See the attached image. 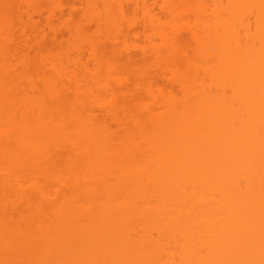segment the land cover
<instances>
[{
    "label": "bare ground",
    "instance_id": "1",
    "mask_svg": "<svg viewBox=\"0 0 264 264\" xmlns=\"http://www.w3.org/2000/svg\"><path fill=\"white\" fill-rule=\"evenodd\" d=\"M4 1L0 0V12L1 10L2 12L4 10L2 9L3 6L5 5ZM107 1L108 2L111 1L112 3L115 2L116 5L114 3H113L114 5L112 3L109 4L110 2L108 3ZM166 1L168 2V4H166L167 2H165V0H161V2L159 0V2L161 3L159 7L164 8L165 11H170L174 9L173 8L174 6L178 7L179 6L178 4H181L180 3L181 0H173L176 3H172L173 1L171 2V0L170 1L166 0ZM256 1L228 0L226 6L219 7L218 10H216L213 16L215 21L214 19H212V21L210 20L211 22L208 21L209 23L208 22H206L205 24L200 23L205 25V29L207 30L206 31L205 29H203L205 39L204 38L201 39L199 36H196L199 33L197 26L198 24L196 25L197 30H196V26H194L195 27L194 30L192 25L191 26L192 28L189 26V28H191L190 31L189 30L185 31L184 28L185 25H182L183 26L182 28L181 25L179 24L185 22L182 21V18L180 19L181 22L179 20H178L179 22H176L177 21L176 19H172L171 21L168 20V22L167 20H162L160 18H156V19L154 18L155 19L154 21L152 19L151 20L147 19L148 21H151L150 23L152 22L155 23L156 28L159 27L160 30L159 32L157 31L158 28L155 29L154 31V33L156 31L158 32L159 35H157V33L155 34L159 37L156 38L155 36H153L156 39L158 38L159 39H158V43L152 45L153 48L155 46L154 49H152V46H150L151 47V48L149 47L150 50L148 48H144L142 49V51L144 50L143 52H145L148 49L147 52L150 51V54L152 56L156 53L153 57L155 58L157 56L155 59L157 61H161L162 70L166 68L165 69L166 71H163L162 74L164 75L166 73L165 76L168 79H170L172 83L175 82L174 86H176L177 84L181 92L178 93L179 95L176 96L174 91H172L173 92L172 93L171 91L169 92V90L168 91L164 90L165 88L163 89L159 88L157 89V91L155 90L158 94H156L155 92L154 93L155 96H154V94L152 93L153 91H151L152 89L149 90L151 91L150 93L151 96L152 97L154 96V98H152L153 100H155V98L158 97L160 98V100L158 98V100L155 101L158 105L159 104L161 105L162 110L160 105H159L160 108L158 106L155 107L157 109L159 108V110L157 109L155 110L158 111V115H159L158 118L160 120H158L159 122H157L155 126H148V127H146L147 123L144 124L145 122L142 116L143 112L141 111L142 112L141 113L139 111L141 110V108H138L137 111V110H132L134 108L137 109L136 107L133 108L129 107L131 108L129 113L127 108L125 109L122 106L123 102L122 103L120 102L121 103V104L119 103L120 105L117 103L120 101L117 92H116L117 94L116 93L114 94L113 93L114 91H107L104 89L105 91L102 93L103 90L102 88L109 87L108 82L111 81L112 78L114 81L116 80L115 82H113L114 84L120 82L122 78L121 79L120 77L117 78L119 80L117 81L116 77H112L115 75V73L113 75L112 73L115 72L116 69H118L117 68L118 66H116L117 63L115 64V62H118L116 61L117 58L114 59L113 61L114 57H112L108 61L109 57H103L101 55L102 53L99 52L101 50L100 49L98 50V47H95L97 45L93 41L88 43L92 45L91 46L89 45L90 47H88L86 51L89 55V56L87 55L86 58H88L89 61L88 59L86 60L82 59L83 58L82 56H84L83 52L81 51H76V53L74 52L75 54L74 56H72V59L70 61H72L73 64L72 66L75 65V67H73L71 71H67L69 68L65 64L66 63L65 60H67V58H69L71 54H65V55L61 54L65 56L64 58H66L65 60L63 59L64 64L60 61H54L57 58H55L54 60L52 58L48 61V65L51 63L50 64L51 67L54 68V70L52 68V71H54V73L56 72L55 75L58 74V76L56 77L62 78L63 77L62 75H64V77H66V79L64 78L66 82L62 81L63 82L62 84H61V80L58 81L55 80L54 82L55 77H53V75L51 74L52 77L47 76L48 77L47 78L45 74L42 75L43 74L42 71H44L42 70L41 75L39 77V80H41L40 82L43 84L42 86V84H40L39 82V84L42 86L39 87L41 89H38V86L34 85L35 82L32 83V79L34 78L32 79L27 78L30 80V82L29 80H27L26 82H29V84L31 85L28 88L29 84H27V88H26L25 84L19 85L20 82L17 81L19 79V75L17 78H15V80L18 82V85L14 80H12L13 73L10 74V72H12L11 70L14 65L10 67L11 64L8 58L9 55L7 53L9 49L4 48V45L9 39V36L5 35V33H1L0 31V42L2 43V44L0 43L1 45L0 46V171L3 173L6 172V174L8 173L10 174V176H13L16 172H18L20 175V172L23 171L21 172L22 175L24 174V170L28 171V169H22L23 166L25 165H26L25 168L30 169L31 165L37 166L39 162L40 164L43 163V165L47 164V160L50 158L53 159L54 155L55 157H57L56 155L58 154L64 155V152L70 151L71 149L66 150V148L68 147L65 146L64 148V145L63 147L61 145L65 144L63 141L66 139H67V143L68 141H70V143L73 144L69 139H72L74 137L75 139L79 138V140L81 139V141H85L84 143L85 145H84L83 143L81 144V141L76 139L75 141L77 142L76 145L75 143L74 145L76 146L77 149V145H78L77 143L80 142L78 147L79 149L80 146L82 148L80 150L81 154H85L89 157L93 156L95 158L96 161L93 160V157L90 160H93V162H97L96 164L98 167L95 164L97 168L94 166V164L93 167L92 164L89 163L88 159L86 160V166L89 168V165H91L90 169L94 168L95 170H97L96 173L99 176L94 177V180L96 182H100L101 188L106 187L104 190L108 191L107 192L108 197H105V200H99L95 197L89 200V198L91 197V195L89 194H85V196L83 194L84 197L82 196L83 198L82 200L81 192L83 191L82 193H84L86 190H88L86 189L85 186L86 184L84 185L86 190L80 189L83 187L81 186V184L83 183L82 182L80 183V180H82L81 178L84 176H82L81 169H79V173L81 172L80 175L82 177L79 178L80 180L78 179L79 181L74 179L77 185L76 183L73 184L74 180L72 179L71 182L69 178H75V176L76 177L80 176L78 174V167L76 168L74 167L79 163L76 162L77 161L76 158H75V162L77 164L73 162V160L71 159V157L73 158L72 150H71L72 152L71 151L69 152L71 154L67 153L69 154V156H71L70 158L65 153L67 155V156L65 155V157L69 158V162L70 163L73 162L71 163L72 165L75 164L74 166L71 167L72 171L75 169L73 171V173H75L74 174L75 176L73 175L72 177L73 173L70 170L71 177L66 178L67 180L69 179V181L72 184L69 181L63 182L65 186H67V183H70V185H72L70 188L71 193L69 194L62 192L63 194H61V198L58 197L59 199L55 198L53 199V201H50L52 203L55 202L57 203L52 205L47 204L48 206L52 207V209L50 207L48 209L50 211L49 214L50 216L44 214L43 211L44 210L43 208H45L44 205H43L44 207L42 208L43 210L38 209L40 207L39 205H37V203L34 204L38 208L35 205L32 209L30 208L31 207L30 205L32 204L33 206L32 202H34L35 200L33 196L31 197L33 201H31L32 199L28 197L29 199H31L30 200L31 204L29 202V199L23 200L26 202L28 200L26 204L25 202H23V204L27 206L25 208H29L30 211L32 210L31 211L32 214H34L33 210L35 211V213L40 212V214L43 211L42 216L44 215V218L40 214L36 213V215L41 216V219L39 218L40 216L37 217L38 220L31 219V217L33 216L32 214H30L31 212L29 213V210L27 209L28 212L26 213L27 215H31V217L24 214L22 215V218L23 216L25 217L27 216L29 217L28 220L31 219L34 222L29 220L31 223L32 222L33 223L30 224L29 222V224H26L27 217L25 218V220L24 218L22 219L19 216L21 214V211L20 212L18 211L19 214L17 213L18 214L17 216L23 221V223L26 224V226H22V229H20L18 225L16 227L11 225V223L9 222L5 224L6 222L4 220L5 216L3 215V213L1 214L2 211L0 208V248H4V249L6 248V252H8V254H10V252L13 251L14 253L13 255L15 256V258L24 257L23 260L25 261L24 262L25 264L26 263L30 264V262L31 264H161V263L167 264L166 259L162 260L163 259L162 255L164 257L166 256L162 254L163 252L162 245H168V243L173 242V244L177 245V246L175 245V247L180 248V250H178L179 258L175 262H173L174 261L173 259V261L170 264H191V263L193 264L194 259H196L195 261L196 264H264V4H263L264 2H261L260 0H256ZM241 2L244 4H242ZM120 3L121 0H115V1L104 0L103 6L106 5L104 7V11L108 8V10H106L107 12L105 11L107 16L108 14L110 15L111 13L110 11H112L111 8H113V6H115L117 10L118 8L121 9ZM237 3L238 4L241 3V5L235 7ZM247 3L250 4V6L253 5L255 10L258 11V13L256 12L255 14L256 22H254L255 24L253 23L254 28L253 31H251L252 33L250 32V30L249 32L247 31L249 27H247L246 22H244L245 23L244 24L243 21H241V17L239 16V13H241V9L243 8V5H246ZM254 3L255 4L258 3V4L254 5ZM165 4H166V8H165ZM248 4L246 6H248ZM233 5L234 7L232 8L231 6ZM235 8L237 10H235ZM146 10H144V12ZM224 11L227 13L226 14L227 17L225 16L226 18H224V16L222 15ZM50 12L51 11H48V15L50 14V16L47 20L49 23L51 22L50 17L53 16V14ZM144 12H143V16L145 15ZM218 12H222V13H218ZM111 15L113 14L111 13ZM5 17H6L5 14L0 15L1 23L5 22ZM104 17L106 19L108 18L106 16ZM147 17H149V14L147 15ZM105 18L104 21L106 22ZM231 18L234 19L232 20ZM158 19L160 20V22ZM223 19L225 20L223 21ZM156 20L157 22H155ZM144 21H146V19ZM240 21L242 23H240ZM107 22H109V20H107ZM217 22L220 23L218 24ZM235 22L238 23V25H236ZM150 23H147L146 25ZM157 23H160L158 24L159 26L157 25ZM103 24L114 25V23H110V22L109 24L108 23H103ZM107 25L105 27L108 28ZM228 25H230L232 29H230V26L228 27ZM242 25H245L246 27L244 26L245 28H243ZM67 26L69 29H71L72 35L74 32L73 37L76 36L75 39L82 38V36L86 34L85 33L86 29L84 31L83 26L82 28L78 24L76 25L75 23L74 24L67 23ZM167 26H169L170 28L169 27L167 28ZM237 27L240 29H238ZM241 27L243 28L242 30L244 31L246 30L244 33L242 31L243 33L242 36L246 35L245 33H247V36L250 37V39H248V37L245 39L244 37L246 36L239 37L241 32L240 33L238 32L241 30ZM95 29L96 28H94L93 30ZM177 29L180 30L182 29V31L181 32L180 30L177 31ZM210 30L213 34L210 32ZM96 31L97 30H95V32ZM165 31L169 32L171 36L169 34L167 35ZM183 31L185 32V34ZM191 31H193V35L187 36V34H189V32ZM222 31L223 32L226 31V34H223ZM174 32L175 34H173ZM186 32L188 33L186 34ZM236 32L237 34H235ZM177 33H179L180 41L181 42L183 41L182 43L180 41L178 42V47L180 43L182 44L180 45L181 47L191 42L190 43L191 45L189 44L190 46L189 45L187 46L188 49L186 48V46L185 48L183 47L184 50L185 49L188 50L185 51L187 53H185L182 50L183 55L191 54L189 56L190 58L186 57V55L185 57L181 56L182 54L180 49L183 48L176 50L178 51L175 52L176 54L174 53L173 45L175 43V37L176 36L178 37ZM183 34L184 37H181ZM234 35L235 36L238 35L237 37L239 38L234 37ZM151 36H149L148 39H150ZM190 36L191 37L193 36L192 39H194L193 41L194 44L192 43L191 41L192 39ZM85 37L86 36H84L82 39H84ZM216 37H218V39H216V42L214 43L215 41L214 39ZM230 37L233 38L231 39ZM110 38H112V36ZM240 38L244 40L242 41V39L240 40ZM179 39L177 38L176 41H178ZM185 39L186 40L188 39L190 41L187 43L188 40L186 41ZM229 40L231 41L234 40V41L231 42ZM196 41L197 43H195ZM253 41L254 42L256 41L254 45L257 42L258 44L254 46ZM184 42H186L187 44L185 43V45H183ZM25 44H26V40H25ZM93 44H95V46ZM157 44L158 46H156ZM195 44H198V46L197 45H196L197 47L194 46ZM208 44L214 45L213 47L212 45H210L214 49L217 47L215 51L213 50V52L211 53L207 52L206 49L207 46H209ZM146 45L148 46V43ZM160 45H162V47L164 46V50ZM192 45L194 47L193 50H192ZM5 46H8V44ZM157 47L160 49V52L162 53L158 52L159 50ZM156 49L157 51L154 52L153 50ZM189 49L192 51H190ZM151 50L153 51V54ZM165 50H166V54L164 53ZM140 51L141 50L139 49V52ZM123 53L125 54L127 53L129 55L128 52L123 51ZM145 54L146 53H144V55ZM201 54L205 58H203ZM214 54L217 55L218 57L214 56ZM10 55H12V52H10ZM165 55L168 56V58H166ZM47 57L46 59L48 60ZM61 57H59L58 60H62ZM173 57L175 60L171 62ZM179 57L180 58L182 57L183 60L182 62L181 60H179L180 59ZM191 57L194 58L195 61L193 59L191 60ZM213 57L216 60H214ZM105 58L108 59L106 60ZM207 58H209L210 61L206 60ZM104 59L108 62L103 61ZM166 59L169 60V62ZM176 59L180 61L178 64L180 65L182 63L183 66L182 65L179 66L176 63L178 62V60ZM184 59H189L191 63L189 62V60L184 61ZM196 59H200V60L205 59V61L202 60L203 62L200 63V62H196ZM90 61L92 62L91 64L93 63L95 64V66L94 64L92 65L93 68L91 67L92 68L91 70L90 68H88ZM206 61L208 62L205 63ZM45 63H47V61ZM113 63L115 64L114 67H116L115 70L113 69L112 66ZM208 63L210 64L209 68L211 67L210 70L208 69ZM206 64H207V68L205 66ZM64 65H66V67L68 68L67 70ZM173 65L175 67H173ZM201 65L203 66L202 68ZM197 66L200 69L199 68L197 69ZM38 69L40 70V68ZM188 69H190L191 71ZM15 70L16 69H14V71ZM39 70H37L36 72H39ZM119 70L120 69H118V72ZM121 71L122 70H120V72ZM187 72L189 73V76L192 75L195 77L197 75L195 80L194 77L192 76H191L192 80L188 78L189 76ZM20 73L23 74L24 71H21ZM185 73H187L186 76ZM22 74L21 76L26 74V72L23 75ZM67 74L69 77L65 76ZM109 74L111 75V77ZM203 75L204 76L206 75L205 76L207 78L206 80ZM198 77L200 78L198 79ZM203 77L204 79H202ZM82 79L88 82L84 83L82 82L83 81ZM19 80L21 81L22 79ZM23 81L24 80H22V82ZM122 81L124 82V80ZM58 82L60 83L59 88H57L59 85ZM81 82L84 84H82ZM89 82H92L94 85L92 83H90V85L92 84L93 86H96L95 88L97 90L92 89L94 87L90 86ZM56 83L58 84L57 86ZM109 83L110 85L112 84L111 82ZM126 83L127 80L125 84ZM62 86L66 88L63 89L64 93H65L64 90L66 91L69 90V92L71 91V93L73 94L72 101L68 102L69 108L67 109L68 111L66 110L67 112L64 111V108H66L64 107V105L67 103V101L65 102L64 99L62 101V95L64 94L61 95L60 92L62 90L59 91V89L63 88ZM121 86L119 87L117 86V87L120 88ZM98 87L99 88L101 87L100 88L101 91L98 90ZM30 88L31 89L33 88L32 90L37 93L40 92L38 94V97L31 96L35 92L32 94L31 93L32 90ZM147 88H149V86ZM113 89L115 90L114 87L112 88V90ZM26 90L29 94H27ZM95 90L99 91L97 93L99 94L101 93L102 96H99V94H97ZM116 90L118 91V89ZM145 91L148 92L147 89ZM106 92L108 93L111 92L112 95L110 93L109 98H107L108 96L105 95L107 94ZM113 94L117 95L118 97L113 96ZM35 96H37V94ZM84 96L91 97V98L87 97V99L89 98V101L90 99L91 101L93 100V104L97 105L95 107L93 106L95 110H97L96 107H98V110L99 108H101L102 110L103 109L107 110L108 114L113 111L110 115L114 118L115 115H117L116 112H118L117 109H115L116 111H114L115 106L116 108L119 107L118 110L119 109L121 110V108L123 107L126 110L125 111L122 108L123 111L126 112L124 114L127 116L130 115L128 116V118L129 120L132 121V124L135 122L134 123L135 125L133 124V126H135L136 128L131 127L132 132L126 129L121 130L119 129L121 126H119L114 121V123L117 124V126H119L118 127L119 133L116 134L120 136V134L123 131H127L124 132L125 134L122 133V135L119 138V136L117 137V135L114 134L115 132L112 131L114 130L112 128H114L115 124L113 125V127H111L112 130H107L105 127H103V125H101L100 128L98 126H95L98 125L99 122H97L96 120H92V121L88 120L85 116L83 117V115H86L84 112H82L83 109L81 110V108L84 105L83 99H86ZM114 97H117V99L114 100ZM117 104L119 106H117ZM131 111H137L138 113L135 112L134 114V112ZM81 112L83 113L82 116L80 114ZM139 112L141 114H139ZM67 114L68 115L71 114L69 116L70 117L72 116V118L74 119L73 122V119L71 118L72 121L71 123H74V125L76 124L75 126L79 128V131L81 130L79 132L77 131V129L76 130L74 129L77 132L74 133L73 135H76L79 132L76 135V137L72 136L71 133L69 134L70 135L69 136L65 134V132H62V130L65 131V128L63 129V127L66 125L64 124H67V121L65 120V118L67 119V117H65V115L67 116ZM110 115L109 117H111ZM140 115L142 116V118H140ZM117 119L115 118L116 121ZM59 124H63L64 126L62 127L61 125L62 128L60 129ZM71 126H72L71 128H73V124H71ZM106 127L108 128V126ZM140 127L142 129H140ZM67 130L66 133L68 132ZM111 131L114 135L111 134ZM129 132L132 134H129ZM133 132H135L134 135ZM114 136L115 138L116 137L118 138V139L116 138L115 140L116 141L115 144L118 143V145H115L113 144L114 142L113 143L111 142L114 141L113 138ZM59 140L60 143L62 144L60 145L61 149L59 150L57 149V150L58 151L62 150V151L60 153L58 152V154H55L57 153L56 148L59 147L57 146L59 145ZM117 140L119 141L117 142ZM55 141L58 143H55ZM72 141H74V139ZM120 141H121V146H120ZM52 145L53 147L54 146L55 147L53 148ZM62 148H64L66 151ZM71 148L74 147L71 146ZM54 149H55V153H53L54 155L52 156L51 153L53 152ZM136 152H140V153L138 154ZM134 153L136 156L134 155ZM98 155H100V157ZM137 155L138 157H140L141 162L138 161L137 163L138 159L135 160V158H138ZM96 156H98L100 159ZM58 157L63 158V156H58ZM101 157L102 158L106 157L107 159L104 158L102 162ZM145 157H147L148 159ZM59 158L57 160H59ZM118 158H120L121 160ZM130 158L134 159L133 162L136 161V163H133L132 159ZM144 158L147 160H145ZM38 159L39 160L41 159V161L38 162ZM43 159H47L45 160L46 162H42ZM142 159H144L143 162ZM57 160L53 159V162ZM61 160L62 159H60V161ZM32 161L34 162L33 164ZM62 161L64 162V160ZM66 161L68 162V160ZM129 161L134 165V167H132L133 165L130 164ZM25 162H27L28 165L25 164ZM23 163L25 165H23ZM35 163L36 165H34ZM57 164L59 165V163ZM33 166H31L32 170H33L32 168ZM48 166L46 165V167ZM67 166L69 168V166L71 165H69L68 163ZM105 166H107V168H105ZM40 167L42 168L43 166L41 165L38 168ZM101 168H103V170ZM130 169H134V170L130 172ZM113 171H115V174ZM2 175L5 176V174ZM2 175L1 177H3ZM56 175L53 176L55 177ZM6 176L9 177V175ZM24 176L25 178H27L25 174ZM111 176L113 178L115 177L114 179H111L112 181L108 179L111 178ZM238 176L241 178H239ZM57 178L58 177H56L55 179ZM3 179L0 178V186L3 185V187H5L6 183L8 185V182H10L11 179L10 181L6 179L8 180V182H5V180L3 181ZM62 179L63 178H61V180ZM240 179H242L244 182H242ZM63 180H65V177ZM92 182L93 179H91V184ZM240 183L243 184L240 186L239 185ZM31 185L32 186L34 185V187L36 186V184L34 183ZM56 185H57V181H56ZM111 185H113V187ZM20 186L21 185L18 184V187ZM59 187L61 186L59 185ZM67 189L68 188H66V190ZM75 189L77 190L75 191ZM77 191L79 192L78 194H80L81 203H84L83 204L84 206H82L80 202L79 204L77 202H76L77 204L75 203V199H74L75 196L73 195L77 194L76 193ZM88 191H86L85 193H90V191L89 192ZM14 193L12 192V194ZM32 193L33 192L31 191L29 192L30 195H32ZM18 194L19 193H17V195ZM23 195L21 197V192H20L19 196L21 198H23ZM51 195H53V193H51ZM88 195L90 197H88ZM19 196L17 197L20 198ZM62 196H64L65 199ZM62 198L66 202L63 201ZM71 199L72 201H69V203L67 204L68 200ZM84 200L86 201L84 202ZM18 204H20V202ZM27 204H30L29 205L30 207H28ZM73 204H75V208H73ZM57 205L67 209V213L63 210L56 208ZM77 206L79 210H77L78 208L76 209ZM15 207L18 208V206ZM35 207L37 208V210H35L36 209ZM45 209L47 210V207ZM75 210H77L76 212L78 213H76ZM46 212L47 211H45V213ZM68 212L70 213L69 215ZM53 213L56 217L53 215ZM1 215H3L4 217L2 218ZM51 215H53L54 217ZM45 217H47V219L48 217L49 218L52 217L50 218L51 220L49 221V223H48L49 219L47 220ZM53 218H54V222H52ZM35 220L38 221L37 223L39 224L43 222L40 225L41 229L39 228L38 230L37 227H39L38 226L39 224L36 223L37 224L36 225ZM39 220H43V221H39ZM44 220L46 221L47 226L44 224L45 223ZM61 220L62 221L64 220L63 221L64 223ZM50 222L53 223V225ZM33 224L34 226H32ZM61 224L62 226L59 227ZM63 225H65L66 227ZM3 226L4 228H1ZM24 227L26 228L24 229ZM27 227L30 228L31 230L30 229L28 230ZM32 227L33 228L35 227V229H33ZM42 230H44L45 232H43ZM40 233L42 234L39 237L38 235H40ZM202 236H204L205 238L203 237L204 238L203 239ZM200 238L202 240H200ZM194 243H197V246L196 244L194 245ZM184 246L187 249H185ZM17 250H19L20 254ZM193 256L195 258H192ZM63 258L64 260H62ZM37 260L39 261V263L37 262ZM190 260L193 262H191Z\"/></svg>",
    "mask_w": 264,
    "mask_h": 264
},
{
    "label": "rangeland",
    "instance_id": "2",
    "mask_svg": "<svg viewBox=\"0 0 264 264\" xmlns=\"http://www.w3.org/2000/svg\"><path fill=\"white\" fill-rule=\"evenodd\" d=\"M2 1H4V0H2ZM113 1H115V0H113ZM170 1V0H169ZM173 0H171V2H172ZM230 1V0H229ZM236 1V0H235ZM251 1V0H250ZM256 1V0H255ZM261 2H264V0H260ZM5 3V5L3 6V8L2 9H4L3 10V12H2V10H1V12H2V14H1V12H0V15H4L5 14V22L4 23H1L0 22V31H1V33H5V35H8L9 36V39H8V41L6 42V44L5 45H7L8 44V46H5L4 45V48H6V49H9L8 51H7V53H8V55L10 56H8V58H9V62H10V67H12L13 65L15 66H13V68H12V72H10V74L11 73H13L12 75H13V78H12V80H14L16 83H17V85H18V82L17 81H19L20 82V84L19 85H23V84H25V86H26V88H27V84H29V82H30V80L29 79H32V78H34V79H32V83H34L35 82V86H38V89H41V88H39L41 85L40 84H42L40 81L41 80H39V77H40V75H41V71L42 70H44V71H42L43 72V74L42 75H44L45 74V76L47 77H52V75H53V77H55V79H54V82H55V80L56 81H58V80H61V84L65 81V79H66V77H64V75H62L63 77L62 78H60V77H56V76H58V74L57 75H55V73H54V71H52V68L53 67H51V63L48 65V61L50 60V59H52L53 58V60L55 59V58H57V59H55L54 61H60V62H64V60L66 59V58H64L65 56H63V55H61V54H71L70 56H69V58H67V60H65L66 61V65H67V67L69 68H67L66 67V65H64L65 67H66V70L67 71H71L72 70V68L73 67H75V65L74 66H72L73 64H72V61H70L71 59H72V56H74V54L76 53V51H81V52H83V55L85 56H82L83 58V60H86V59H88V58H86L87 57V55H88V53L86 52L87 51V49H88V47H90L91 45L90 44H88V43H90L91 41H93L94 43H96V45L97 46H95V44H93L95 47H98V50L100 49L101 51H99V52H101L102 54V56L103 57H109V59H108V61L110 60V58H112V57H114L113 58V61H114V59H116L117 58V60L116 61H118V62H115V64L117 63V65L116 66H118L117 68L118 69H120V70H122L121 72H120V70H119V72H118V69H116V67H114L115 66V64L113 63L112 64V66H113V69L115 70H117V73H116V70H115V72H111L112 73V75L115 73V75L114 76H112V77H116V79L117 78H119L120 77V79H121V81L120 82H118V83H113V82H115L114 80H113V78L111 79V81H109V82H111L112 84L110 85V83L108 82V86L109 87H103L102 89V93L105 91V90H107V91H114L113 93L115 94L116 92L118 93V96L117 95H114L113 94V96H117L118 98H119V102H117L118 104L121 102H123L122 103V106L126 109L127 108V110H128V112L130 113V110H131V108H133V107H136L137 109H132V110H137L138 111V108H141V110H139L140 112L142 111L143 112V114H142V116H143V118H144V124H146V127H148V126H155V124L157 123V122H159L158 120H160L158 117H159V115H158V111L157 110H159V108L161 107V105H160V107H159V105L156 103V101L155 100H158V98H155V100H153L152 98H154V96H155V92L157 91V89H159V88H165L164 90H169V92L171 91H174L175 92V95L177 96V95H179L178 93H181L180 92V89H179V87L177 86V84H176V86H174L175 84V82L174 83H172V81H170V79H168L166 76H165V74L163 75L162 73H163V71H166L164 68V70H162V68H161V61H157L155 58L157 57H153L151 54H150V51H148L149 52V54L153 57H151L149 54H148V52H147V50L149 49V47L150 46H152V45H155L156 43H158V39H156L157 37H159V36H157V35H159L158 34V32L160 31L159 30V27H157L156 28V24L155 23H150L151 21H148L147 19H152L153 21L156 19V18H160V19H162V20H167V22H168V20H172V19H176L177 21L176 22H181V18H182V21H185V22H187V23H179L180 25H181V27L183 28V26L182 25H185V31L186 30H189L190 31V29L193 27V29L195 30V27L194 26H196L197 24V26H198V34L196 35V36H199L201 39L202 38H204V30L203 29H205V25H203V24H200V23H206V22H208V21H212V19H214L213 18V16H214V14H215V12H216V10H218V8L219 7H224V6H226L227 5V3H228V0H181V4H176L178 7H173L174 9H172V10H170V11H165V9L164 8H160L159 6H160V2H161V0H160V2H159V0L157 1L156 0V2H155V0L154 1H152V0H121V3H120V8L121 9H119L118 8V10H117V8L115 7V6H113V8H111L112 9V11H110L113 15H111V13H110V15L112 16H110L109 14H108V16H107V14H106V10H108V5H107V9L104 11V7L106 6H103V2H104V0H6V1H4ZM108 2V1H107ZM110 2V3H109ZM108 3L109 4H111L112 2L111 1H109ZM164 2V1H163ZM165 2H167L166 0H165ZM239 2V1H238ZM254 2V1H253ZM257 2V1H256ZM105 3H106V1H105ZM104 3V4H105ZM107 3V4H108ZM114 4H115V2H113ZM112 3V4H113ZM136 3V4H135ZM172 3H176L175 1H173ZM179 3V2H178ZM242 3V2H241ZM241 3L240 4H236L235 5V7H238V6H240L241 5ZM251 3V2H250ZM113 4V5H114ZM166 4H168V2L166 3ZM166 4H165V8H166ZM171 4V3H170ZM242 4H244V3H242ZM248 4V3H247ZM246 4V5H247ZM256 4H258V3H256ZM255 3H254V5H256ZM264 4V3H263ZM116 5V4H115ZM118 5V4H117ZM163 5H164V3H163ZM221 5V6H220ZM232 5V4H231ZM246 5H243V8L241 9V13H239L238 11V13H239V16L241 17V21H243V23L244 22H246V25H247V27H249V29L247 30L248 32H249V30H250V32L251 31H253V23L254 22H256L255 21V14H256V12L258 13V11H256L255 10V8L253 7V5L252 6H250V4H248V6H246ZM244 6H246V7H244ZM261 6V5H260ZM112 7V6H111ZM119 7V6H118ZM141 7H143V8H141ZM232 8L234 7V5L233 6H231ZM256 7V6H255ZM146 8H147V10H146ZM227 8V7H226ZM229 8V7H228ZM162 9V10H161ZM164 9V10H163ZM171 9V8H170ZM239 9V8H238ZM261 9V8H260ZM110 10V9H109ZM142 10H143V12H144V10H146L145 12H144V16H143V12H142ZM220 10V9H219ZM226 10V9H225ZM235 10H237L236 8H235ZM240 10V9H239ZM48 11H51L50 13H52L53 14V16L52 17H50V23L47 21L48 20V18H49V16H50V14L48 15ZM121 11V12H120ZM148 11V12H147ZM231 11V10H230ZM230 11H227V12H230ZM225 12V11H224ZM222 13V12H218V13H222V15L224 16V18H226L227 16H226V12L225 13ZM4 13V14H3ZM149 14V17H147V15ZM217 13V14H218ZM236 13V12H235ZM216 14V15H217ZM229 14V13H228ZM232 15V14H231ZM104 16H106V17H108L107 19L104 17ZM152 16H153V18H152ZM226 16V17H225ZM235 16V15H234ZM238 16V15H237ZM257 16V15H256ZM111 17V18H110ZM147 17V18H146ZM220 17V16H219ZM222 17V16H221ZM230 17H232V16H230ZM104 18H105V20H106V22L104 21ZM143 18V19H142ZM155 18V19H154ZM215 18H217V17H215ZM4 19V18H3ZM111 19V20H110ZM146 19V21H148V22H146V21H144ZM232 19V18H231ZM234 19V18H233ZM232 19V20H233ZM107 20H109V22L110 23H114V25H110L109 24V22H107ZM112 20H113V22H112ZM159 20V19H158ZM179 20V21H178ZM225 19H223V21H224ZM236 20H238V19H236ZM240 20V19H239ZM257 20V19H256ZM170 21H169V23H170ZM210 21V22H211ZM214 21H215V19H214ZM240 21V23H242ZM155 22H157V20L155 21ZM159 22H160V20H159ZM164 22V21H163ZM222 22V21H221ZM228 22V21H227ZM238 22V21H237ZM67 23H75L76 25L78 24L80 27H84V31H85V29H86V31H85V35H83L82 36V38L84 37V36H86L84 39H82V38H76L75 39V37H73V35H74V32H73V35H72V33H71V29H69L68 28V26H67ZM91 23V24H90ZM103 23H108L109 25H107V24H103ZM115 23H116V25H115ZM147 23H150V24H152V25H150V24H148V25H146ZM209 23V22H208ZM218 23V22H217ZM220 23V22H219ZM218 23V24H219ZM226 23V22H225ZM236 23V22H235ZM154 24V25H153ZM158 24H160V23H157V25ZM161 24H162V21H161ZM215 24V23H214ZM230 24H231V22H230ZM245 24V23H244ZM255 24V23H254ZM104 25V26H103ZM108 26V28L107 27H105V26ZM151 27H150V26ZM174 25V24H173ZM177 25H178V23H177ZM193 25V26H192ZM236 25H238V23H236ZM111 26V27H110ZM113 26V27H112ZM155 28H154V27ZM159 26V25H158ZM170 26V25H169ZM169 26H167V28L169 27ZM172 26V25H171ZM189 26L191 27V28H189ZM197 26H196V30H197ZM230 25H228V27H229ZM245 25H242V27L243 28H245L244 27ZM82 27V28H83ZM99 27V28H98ZM150 27V28H149ZM233 27H236V26H233ZM241 27V30L238 32V33H242V31H243V33L246 31H244V30H242L243 28ZM94 28H96L95 30H97L96 32H95V30H93ZM98 28V29H97ZM154 28V29H153ZM161 28H162V26H161ZM166 28V29H167ZM170 28V27H169ZM177 28H178V26H177ZM180 28V27H179ZM210 28H211V26H210ZM216 28V27H215ZM238 28V27H237ZM153 29V30H152ZM155 29H157V31L155 32V33H157V35L154 33V31H155ZM214 29V28H213ZM222 29V28H221ZM230 29H232L231 28V26H230ZM229 29V30H230ZM238 29H240V28H238ZM87 30H88V32H87ZM162 30H163V28H162ZM171 30V29H170ZM180 29H177V31H179ZM206 30V29H205ZM216 30V29H215ZM217 30H218V28H217ZM236 30V29H235ZM234 30V31H235ZM151 31H152V34H151ZM169 31V30H168ZM177 31H175V32H177ZM182 31V29L180 30V32ZM207 31V30H206ZM231 31V30H230ZM95 34H94V33ZM98 32V33H97ZM170 32V31H169ZM169 32H167V31H165V33H167V35L169 34ZM175 32L173 33V34H175ZM184 32V31H183ZM191 32H192V34H191ZM191 32H189V34H187L188 32H186V34H187V36L188 35H193V31H191ZM195 32V31H194ZM210 32H211V30H210ZM223 32V31H222ZM93 33V34H92ZM164 33V34H165ZM212 33V32H211ZM219 33H220V31H219ZM240 33V35H239V37L241 36V37H244V36H246V37H244L245 39L248 37L247 36V33H245L246 35H244V36H242L243 35V33L241 34ZM252 33V32H251ZM250 33V34H251ZM255 33V32H254ZM184 34H185V32H184ZM184 34L181 36V37H184ZM196 34V33H195ZM213 34V33H212ZM218 34V33H217ZM217 34H216V36H217ZM223 34H226V31H224L223 32ZM234 34V33H233ZM232 34V35H233ZM235 34H237V32L235 33ZM92 35V36H91ZM96 36V37H94V36ZM118 35V36H117ZM152 35V36H151ZM170 35V34H169ZM177 35H178V37L176 36L175 37V43H174V45H173V48H174V53L175 52H178V51H176V50H178V49H180V48H185V46H186V48L188 49V45L191 43H189V44H187L191 39H192V37H191V39L190 40H186L187 41V43L186 42H184V44L183 45H185V43L187 44V45H185V46H181L180 47V45H182L181 43L183 42H181L180 41V39H179V33H177ZM208 35V34H207ZM231 35V36H232ZM248 35H249V33H248ZM79 36H81V35H79ZM112 36V38H110ZM149 36H151V38H153V39H148L149 38ZM153 36H155V37H153ZM171 36V35H170ZM175 36V35H174ZM186 36V35H185ZM211 36V35H210ZM224 36V35H223ZM238 36V35H237ZM237 36H235L234 35V37H237ZM252 36V35H251ZM27 38V39H25V38ZM93 37V38H92ZM116 37V38H115ZM169 37V36H168ZM239 37H237V38H239ZM13 38V39H12ZM24 38V39H23ZM74 38V39H73ZM96 38V39H95ZM114 38V39H113ZM119 38V39H118ZM177 38L179 39L178 41H176L177 40ZM209 38V37H208ZM223 38H225V37H223ZM227 38V37H226ZM231 38V37H230ZM233 38V37H232ZM231 38V39H232ZM90 39V40H89ZM92 39V40H91ZM161 39V38H160ZM198 39V38H197ZM205 39V38H204ZM210 39V38H209ZM216 39H218V37H216L214 40V43L216 42ZM242 38H240V40H241ZM248 39H250V37H248ZM11 40V41H10ZM23 40H24V42H23ZM25 40H26V44H25ZM28 40V41H27ZM149 40V41H148ZM184 40V41H185ZM208 40V39H207ZM227 40V39H226ZM234 40H235V38H234ZM234 40H229V41H231V42H233ZM244 39H242V41H243ZM252 40V39H251ZM256 40V39H255ZM115 41H117V42H115ZM157 41V42H156ZM181 42L180 44H179V47H178V42ZM192 41V43H193V41H194V39H192L191 40ZM205 41V40H204ZM241 41V42H242ZM154 42V43H153ZM201 42V41H200ZM256 42V41H255ZM254 41H253V45H254V43H255ZM1 43V42H0ZM24 43V44H23ZM148 43V46L146 45ZM152 43V44H151ZM162 43V42H161ZM195 43H197V41L195 42ZM2 44V43H1ZM159 44H160V42H159ZM163 44V43H162ZM194 44V43H193ZM205 44V43H204ZM256 44H258V42L256 43ZM256 44L254 45V46H256ZM90 45V46H89ZM191 45V44H190ZM189 45V46H190ZM198 46V44H195L194 46ZM209 46H207V49H206V51L207 52H213V50L215 51V49L217 48H212L214 45H212V44H208ZM210 45H212V47L210 46ZM217 45V44H216ZM1 46V45H0ZM147 46V47H146ZM156 46H158V44L156 45ZM161 47H162V45H160ZM196 46V47H197ZM220 46V45H219ZM76 47H78V48H76ZM75 48V49H74ZM144 48H148L145 52H143L142 51V49H144ZM151 48V47H150ZM154 48H155V46H154ZM153 48V46H152V49H154ZM158 48V47H157ZM163 48V50H164V46L162 47ZM162 48H161V50H162ZM184 48L183 49H180L181 50V54H182V50L185 52V51H188V50H184ZM191 48V47H190ZM193 45H192V50H193ZM201 48H204V47H201ZM221 48V47H220ZM78 49V50H77ZM86 49V50H85ZM126 49V50H125ZM139 49L141 50L140 52H139ZM166 49V48H165ZM150 50V49H149ZM158 52H160V49L158 48ZM190 50V49H189ZM192 50H190V51H192ZM12 52V55H10V52ZM73 51V52H72ZM123 51L124 52H128L129 53V55L127 54H125V53H123ZM154 52L155 51H157V49L156 50H153ZM153 51L151 50V52H152V54H153ZM168 51V50H167ZM189 51V52H190ZM75 52V53H74ZM122 52V53H121ZM143 52V53H142ZM202 52V51H201ZM86 53V54H85ZM144 53H146L145 55H144ZM160 53H162V52H160ZM165 54H166V50H165V52H164ZM180 53V52H179ZM185 53H187V52H185ZM217 53V52H216ZM215 53V54H216ZM123 54H125V55H123ZM173 54V53H172ZM176 54V53H175ZM178 54V53H177ZM206 54V53H205ZM214 54V56H217V55H215ZM50 55V56H49ZM58 55V56H57ZM186 55V54H185ZM185 55H181V56H183V57H185ZM188 55V54H187ZM186 55V57H189L190 55H188L187 56ZM202 55V54H201ZM213 55V54H212ZM48 56V57H47ZM55 56V57H54ZM61 56H63V57H61ZM89 56V55H88ZM166 56V55H165ZM177 56H179V55H177ZM193 56V55H192ZM203 56V55H202ZM46 57L48 58V60L46 59ZM59 57H61L62 58V60H58V58ZM159 57V56H158ZM201 57V56H200ZM207 57V56H206ZM218 57V56H217ZM216 57V58H217ZM8 58H7V60H8ZM60 58V59H61ZM166 58H168V56H166ZM180 58V57H179ZM178 58V59H179ZM190 58V57H189ZM198 58V57H197ZM203 58H205L204 56H203ZM64 59V60H63ZM106 59V58H105ZM103 60V61H106V60ZM164 59V58H163ZM178 59H176V60H178ZM194 60V58H192L191 57V60ZM212 59V58H211ZM213 59L214 60H216L214 57H213ZM69 60V61H68ZM74 60V59H73ZM162 60V59H161ZM167 60V59H166ZM175 59H174V57L172 58V60H171V62L172 61H174ZM179 60H181V62L183 61L182 60V57L179 59ZM178 60V62H176L177 64L180 62ZM185 60H189V59H184V61ZM203 59H196V62H200V63H202L203 61H205V59L202 61ZM206 60H208V61H210V59L209 58H207ZM13 62V64H12V62ZM47 61V63H45ZM68 61V62H67ZM88 61H89V59H88ZM108 61H106V62H108ZM168 62H169V60H167ZM195 61V60H194ZM194 61H192V62H194ZM208 61H206L205 63H207ZM8 62V63H9ZM112 62V61H111ZM187 62V61H186ZM189 62H190V60H189ZM196 62H194V63H196ZM43 63H44V65H43ZM89 63V62H88ZM92 62L90 61V64H89V66H88V68H90V70L93 68V64H91ZM185 63V62H184ZM183 63V64H184ZM191 63V62H190ZM204 63V64H205ZM210 63V62H209ZM208 63V69L210 70L211 69V67L209 68V64ZM212 63V62H211ZM48 65V66H46V65ZM64 64V63H63ZM119 64V65H118ZM165 64V63H164ZM167 64V63H166ZM170 64V63H169ZM176 64V65H177ZM214 64V63H213ZM179 65V64H178ZM180 65H182V63L180 64ZM179 65V66H180ZM190 65V64H189ZM188 65V66H189ZM212 65V64H211ZM94 66H95V64H94ZM166 66V65H165ZM171 66V65H170ZM183 66V65H182ZM181 66V67H182ZM185 66V65H184ZM200 66V65H199ZM206 66V68H207V64L205 65ZM214 66V65H213ZM47 67V68H46ZM92 67V68H91ZM164 67V66H163ZM173 67H175L174 65H173ZM172 67V68H173ZM196 67V66H195ZM203 66L201 65V68H202ZM38 68H40V70L38 69ZM41 68H44V69H41ZM45 68H46V71H45ZM49 68V69H48ZM171 68V69H172ZM177 68V67H176ZM180 68V67H179ZM184 68V67H183ZM199 67L197 66V69H198ZM213 68V67H212ZM14 69H16L15 71H14ZM65 69V68H64ZM75 69V68H74ZM186 69V68H185ZM195 69V68H194ZM200 69V68H199ZM20 70V71H19ZM37 70H39V72H36ZM53 70H54V68H53ZM89 70V69H88ZM162 70V71H161ZM188 70H190V69H188ZM187 70V71H188ZM205 70V69H204ZM21 71H24V73L26 72V74H24V75H26V76H24L22 73H20ZM51 71V72H50ZM191 71V70H190ZM197 71V70H196ZM200 71V70H199ZM18 74H17V73ZM30 72V73H29ZM47 72H48V74H47ZM168 72V71H167ZM189 72V71H188ZM187 72V73H188ZM193 72V71H192ZM192 72H190V73H192ZM20 73V74H19ZM38 73V74H37ZM54 73V74H53ZM69 73V72H68ZM122 73V74H121ZM169 73V72H168ZM167 73V74H168ZM181 73H182V71H181ZM187 73H185V76H186V74ZM195 73V72H194ZM203 73H204V71H203ZM15 74H16V76H15ZM21 74L23 75V76H21ZM31 74V75H30ZM52 74V75H51ZM70 74V73H69ZM170 74V73H169ZM200 74V73H199ZM198 74V75H199ZM18 75H19V79H22V80H24L23 82H22V80L20 81L19 79L16 81L15 80V78H17L18 77ZM39 75V76H38ZM110 75V74H109ZM191 75V74H190ZM202 75V74H201ZM200 75V76H201ZM11 76V75H10ZM27 76H29V77H27ZM65 76H68V74L67 75H65ZM118 76V77H117ZM170 76V75H169ZM168 76V77H169ZM181 76H183V75H181ZM184 76V77H185ZM188 76H189V73H188ZM192 76V75H191ZM191 76H189L188 78H190L191 79ZM197 76V75H196ZM196 76L194 77V76H192V77H194V80H195V78H196ZM204 76V75H203ZM206 76V75H205ZM204 76V77H205ZM12 77V76H11ZM21 77V78H20ZM38 79H37V78ZM47 77V78H48ZM69 77V76H68ZM88 77V76H87ZM86 77V78H87ZM110 77H111V75H110ZM204 77L202 78V79H204ZM26 80H25V79ZM27 78H29V79H27ZM36 78V79H35ZM65 78V79H64ZM86 78H85V80H86ZM127 78H129V79H127ZM200 77H198V79H199ZM51 79H53V78H51ZM106 79H108V78H106ZM207 78L205 77V80H206ZM27 80H29V82H26ZM38 80V81H37ZM83 80V79H82ZM81 80V81H82ZM88 80V79H87ZM109 80H110V78H109ZM122 80H124V82L122 81ZM126 80H127V83L125 84V82H126ZM192 80V79H191ZM13 81V82H14ZM63 81V82H62ZM89 81H90V79H89ZM117 81H119L118 79H117ZM197 81V80H196ZM38 82V83H37ZM39 82H40V84H39ZM66 82V81H65ZM82 82H86V81H82ZM81 82V83H82ZM88 82V81H87ZM86 82V83H87ZM206 82V81H205ZM84 83H82V84H84ZM90 83H92V82H89V85H90ZM122 83V84H121ZM124 83V84H123ZM128 83H130L131 84V86H130V84H128ZM139 83V84H138ZM172 83V84H171ZM59 84V85H58ZM58 84L56 83V86L58 85V87L57 88H59V86H60V83L58 82ZM93 84V83H92ZM90 85V86H92V87H94V88H92V89H96L95 87L96 86H93V85ZM120 84V85H119ZM30 85L31 84H29L28 85V88L30 87ZM122 85V86H121ZM124 85V86H123ZM125 85H126V87H125ZM136 85V86H135ZM147 85V86H146ZM42 86H43V84H42ZM41 86V87H42ZM115 88V90L116 89H118V91H120V92H118L117 90L115 91L114 89L112 90V88L113 87ZM119 86H121L120 88H118ZM127 86H130V87H127ZM149 86V88H147ZM171 86H173V87H171ZM63 87V86H62ZM61 87V88H62ZM144 87V88H143ZM177 87V88H176ZM25 88V89H26ZM36 88V87H35ZM65 87H63L62 89H59V91H61L60 93H61V95L62 94H64V95H62V101H63V99L65 100V102L67 101V103L64 105V107H66V108H64V111L65 112H67L68 110V102H71L72 101V96H73V94L71 93V91L69 92V90H64L65 91V93L63 92V89H64ZM101 88V87H100ZM99 87H98V90H100L101 91V89H100ZM148 90V92L147 91H145L146 89ZM31 89V88H30ZM33 89V88H32ZM31 89V90H32ZM66 89V88H65ZM105 89V90H104ZM122 91H121V90ZM126 89H128V90H126ZM152 89V90H151ZM29 90V89H28ZM30 90V91H31ZM36 90V89H35ZM97 90V89H96ZM95 90V91H96ZM149 90H151V91H153L152 93L154 94V96L152 97L151 96V91H149ZM156 90V91H155ZM161 90V89H160ZM33 91V90H32ZM31 91V93L33 94L35 91H33L32 92ZM37 91H40V90H37ZM159 91V90H158ZM163 91V90H162ZM26 92H27V90H26ZM69 92V93H68ZM97 92H99V91H96V93ZM164 92H166V91H164ZM228 92H229V90H228ZM40 92H35L33 95H31V96H34V97H38V94H39ZM107 94H105L106 96H108L107 98H109V94L111 93H108V92H106ZM116 93V94H117ZM173 93V92H172ZM27 94H29L28 92H27ZM37 94V96H35ZM97 94H99V93H97ZM156 94H158L157 92H156ZM111 95H112V93H111ZM40 96V95H39ZM99 96H102L101 95V93L99 94ZM158 96V95H157ZM156 96V97H157ZM61 97V96H60ZM64 97V98H63ZM86 99H83V107L81 108V110H82V112H84L86 115H83V117L85 116L88 120H96L97 122H99V124L98 125H95V126H98L99 128L101 127V125H103V127H105L107 130H112V129H114V130H112V131H114L115 133L114 134H116V133H119V129H126V130H130L131 132H132V128L131 127H135V126H133V124L135 123H133L132 124V121L131 120H129V118H128V116H130V115H125L124 113H126V112H124L123 111V109L121 108V110L119 109L118 110V108L119 107H117L116 108V106H115V108H114V111H116L115 109H117V111L118 112H116L117 113V115H119V116H117V115H115V114H113V115H115V118L117 119V118H119V119H117V121L119 122H117L116 120H115V118L114 117H112L110 114L113 112L112 110V112L111 113H107L108 111L107 110H102L101 108H99V110H98V107H96V109L97 110H95V108H93V106L95 107V106H97V105H95V104H93V100L91 101V99H90V101H89V98H91L90 96H87V97H89L88 99H87V97L86 96H84ZM117 97H114V100L115 99H117ZM112 98V97H111ZM110 98V99H111ZM105 99V98H104ZM113 99V98H112ZM109 100V99H108ZM113 100V101H114ZM159 100H160V98H159ZM153 101V102H152ZM92 102V103H91ZM155 102V103H154ZM158 102V101H157ZM120 103V104H121ZM93 104V105H92ZM117 104V106H119ZM125 104V105H124ZM92 105V106H91ZM138 106V107H137ZM159 107L158 109L157 108H155V107ZM129 107H131V108H129ZM129 108V109H128ZM112 109V108H111ZM124 109V110H125ZM155 109H157V110H155ZM67 110V111H66ZM80 110V111H81ZM87 110V111H86ZM161 110H162V107H161ZM160 110V111H161ZM86 111V112H85ZM102 111V112H101ZM126 111V110H125ZM137 111H131V112H134V114H135V112L136 113H138ZM159 111V112H160ZM80 113L81 114V116H82V114L83 113ZM122 112V113H121ZM139 112V114H141ZM120 113V114H119ZM129 113H127V114H129ZM107 114V115H106ZM122 114V115H121ZM69 115H71V114H69ZM68 114H67V116L65 115V117H67V119L65 118V120L67 121V124H64V121H63V124L64 125H66V126H69V127H66V126H64L63 124H59L60 125V129L63 127V129L65 128V131L64 130H62V132H65V134H67V135H69L70 133H71V135L72 136H75L76 137V135L81 131H79V128H77L75 125H74V123H71L72 121H71V118H72V116L70 117ZM109 115L111 116V117H109ZM124 115V116H123ZM137 115V114H136ZM97 116V117H96ZM121 116V117H120ZM142 116L140 115V118H142ZM125 119H124V118ZM137 117V116H136ZM86 118H85V120H86ZM114 118V119H113ZM120 118H121V120H120ZM138 118H139V116H138ZM161 118V117H160ZM73 119V118H72ZM84 120V121H85ZM120 120V121H119ZM113 121V122H112ZM114 121H115V123H117L119 126H121L119 129H118V127L119 126H117V124H115L114 123ZM139 121V120H138ZM73 122H74V119H73ZM121 123H122V125H121ZM71 124H73V128H71L72 126H71ZM115 124V126H114V128H112L111 129V127H113V125ZM131 124V125H130ZM61 125H62V127H61ZM86 125V124H85ZM105 125V126H104ZM135 125V124H134ZM76 128H75V127ZM83 126H84V124H83ZM89 126H91V125H89ZM106 126H108V128H110V129H108ZM138 126V125H137ZM93 127V126H92ZM91 127V128H92ZM97 127V128H98ZM145 127V128H146ZM67 128H68V130H67ZM136 128V127H135ZM138 128V127H137ZM75 129H77V131H79L76 135H73L74 133H76L77 131H73V130ZM115 129H116V131H115ZM134 129V128H133ZM140 129H142L141 127H140ZM139 129V130H140ZM66 130L68 131L67 133H66ZM120 130V131H121ZM137 130V129H136ZM112 131H111V134H113L112 133ZM118 131V132H117ZM110 132V131H109ZM124 132H127V131H123L122 133H124ZM122 133L120 134V136L122 135ZM134 133L135 132H133V135H134ZM113 134V135H114ZM125 134V133H124ZM129 134H132V133H130L129 132ZM117 135V137L119 136L118 134H116ZM115 135V136H116ZM70 136V135H69ZM115 136L113 137L114 138V141H111L113 144H115V140H116V138H115ZM120 136H119V138H120ZM74 139V141H72ZM76 139H78L79 140V138H76ZM74 137L72 138V139H69V140H71V142L73 143V144H71L70 143V141H68V143H67V139L66 140H62L65 144H62V143H60V140H59V145H57V146H59L58 148H56V150L58 149H61L60 148V145L63 147V145H64V148H65V146L66 147H68V148H66V150L67 149H71L70 151L72 152V155H73V158L71 157V156H69V154H71V153H69L70 151H67V152H64V155H60V154H58V152L60 153L61 151H56L57 153H55V149L53 150V152L51 153V155L53 156L54 154L53 153H55V154H58V155H56L57 157H55V155H54V157H53V159L54 160H57L59 157L58 156H63V158L61 157V158H59V160H57V161H54L53 162V159L52 158H50V159H43V161L42 162H46L45 160H47V164H44L45 165V167H44V165H43V163L42 164H40V162L39 161H41V159L39 160L38 159V162H39V164H37V166H33V165H31V166H33L32 168H33V170L31 169V166H30V169L29 168H25L26 167V165L25 164H27V162H25V164L23 163V165H25V166H23V168L22 169H28V171H26V170H24V174L26 175V177L27 178H25V176H24V174H22L21 175V172H23V171H19L20 172V175H19V173L18 172H16L13 176H10V174H6V172H1L0 171V178L1 179H3V178H5V176L6 175H9V177L8 176H6V178L5 179H3V181L5 180V182H8V180L10 181V179H11V181L10 182H8V185H7V183H6V185H5V187H3V185L2 186H0V208H1V214L3 213V215L5 216H3V215H1V217L3 218H5L4 220L6 221L5 222V224L7 223V222H9V223H11V225H13V226H19L20 227V229H22V226H26V224H29V220H31V219H36V220H38L37 219V217H39L40 215L42 216V212L44 211V214H47V215H49L50 214V211L48 210L49 209V207L52 209V207L51 206H48V205H52V204H55V203H57V202H55V203H52V202H50V201H53V199H55V198H57V199H59V198H61V194H63L62 192H64V193H71V186L72 185H70V183L72 182V180H74V179H76V180H78L79 178H81L82 176H84V177H82L81 179L82 180H80V183L82 182L83 184H81V186H83L82 188H80V189H85V187H84V185L86 186V189H88L89 191H90V193H85L86 191H88V190H86L84 193H82L81 191V198H82V196H83V194H84V196H85V194H89V195H91V197L88 195V197H90L89 198V200H91L92 198H97V199H99V200H105V197H108V195H107V192L108 191H105L104 189L106 188V187H104V188H101V186H100V182H96L95 180H94V177H97V176H99V175H97V173H96V171L97 170H95L94 168H91L90 169V167H91V165H89V168L86 166V160L88 159L89 160V163H91L92 164V166H93V164H94V166H95V164L97 163V162H93V160L94 161H96L95 160V158L93 157V160H90V159H92V157H89V156H87V155H85V154H81V146H80V149H79V141H81V139L78 141L79 143H77L78 145H77V149H78V151H77V149H76V142L77 141H75L76 140ZM118 139V138H117ZM122 139V138H121ZM119 140H117V142H118ZM124 142V141H123ZM55 143H58V142H56L55 141ZM67 143V144H66ZM74 143H75V145H74ZM84 144L85 143V141H81V144ZM111 143V144H112ZM124 144V143H123ZM85 145V144H84ZM115 145H118V143L117 144H115ZM71 146H73L74 148H71ZM83 146V145H82ZM120 146H121V141H120ZM52 147H53V145H52ZM55 147V146H54ZM53 147V148H54ZM118 147V146H117ZM64 148H62V149H64ZM52 149V148H51ZM75 149H76V151H75ZM65 150V149H64ZM65 150V151H66ZM78 152V153H77ZM141 152H143V151H141ZM145 152V151H144ZM67 153H69V154H67L68 155V157L70 158L71 157V159L73 160V162H75V158H76V162H78L79 164H77L76 162V164L77 165H72L71 163H73V162H69V158H67V157H65V155ZM76 153V154H75ZM136 153H140V152H136ZM61 154H63V153H61ZM76 156H75V155ZM144 154V153H143ZM143 154H142V156H143ZM66 155V156H67ZM134 155H135V153H134ZM145 155V154H144ZM51 156V157H52ZM85 156H87V157H85ZM99 157H100V155H98ZM98 156H96V157H98ZM102 156V155H101ZM133 156V155H132ZM136 156V155H135ZM140 156V155H139ZM142 156H141V158H142ZM50 157V156H49ZM98 157V158H99ZM103 157V156H102ZM101 157V158H102ZM137 157H138V155H137ZM105 159H107L106 157H104ZM104 158H102V162H103V160H104ZM122 158V157H121ZM126 158H128V157H126ZM145 158H147V157H145ZM144 158V159H145ZM60 159H62V160H64V162L61 160L60 161ZM68 160V162L66 161V160ZM71 159H70V161H71ZM100 159V158H99ZM99 159H98V161H99ZM118 159H120V158H118ZM130 159H132V158H130ZM136 159H138L137 160V163H138V161L139 162H141V159H140V157H138V158H135V160ZM140 159V160H139ZM144 159H142V162L144 161ZM148 159V158H147ZM147 159H145V160H147ZM31 160V159H30ZM121 160V159H120ZM124 160H126V159H124ZM129 160V159H128ZM133 160L134 159H132V162H133ZM51 161H52V163H51ZM93 163H92V162ZM105 161H107V160H105ZM131 161V160H130ZM130 161H129V163H130ZM31 162V161H30ZM29 162V163H30ZM61 162V163H60ZM118 162H119V160H118ZM34 162L32 161V164H33ZM49 163V164H48ZM57 163H59V165L57 164ZM63 163V164H62ZM66 163H67V165H68V163H69V165H71V166H69V168H68V166L66 165ZM133 163H136V161L135 162H133ZM54 164H56V165H54ZM99 164H100V162H99ZM104 164V163H103ZM108 164V163H107ZM106 164V165H107ZM127 164V163H126ZM125 164V165H126ZM130 164H132V163H130ZM28 165V164H27ZM34 165H36V163L34 164ZM43 166L42 168L40 167V168H38L39 166ZM46 165L48 166V167H46ZM58 165V166H57ZM60 165H62V166H60ZM66 167H64V166ZM105 165V164H104ZM124 165V166H125ZM133 165V164H132ZM132 165H130V166H132ZM72 166H74L75 168L76 167H78V174L80 175L81 174V172H82V176L80 175L79 177H76L74 174L75 173H73V171L75 170L74 168V170L72 171L71 170V167ZM79 166H80V168H79ZM93 166V167H94ZM96 166H97V164H96ZM95 166V167H96ZM121 166V165H120ZM29 167V166H28ZM52 167V168H51ZM98 167V166H97ZM96 167V168H97ZM109 167V166H108ZM128 167V166H127ZM132 167H134V165L132 166ZM68 168V169H67ZM100 168V167H99ZM105 168H107V166H105ZM112 168V167H111ZM111 168H110V171H111ZM126 168V167H125ZM21 169V170H22ZM37 169H38V171H37ZM45 169H47V170H45ZM58 169H59V171H58ZM63 169H65V170H63ZM79 169H81V172L79 173ZM102 170H103V168H101ZM114 169V168H113ZM117 169H118V167H117ZM16 170V169H15ZM42 172V174H41V172ZM49 170V171H48ZM63 172H62V171ZM66 170H67V172H66ZM70 170L72 171V177H73V175L75 176V178H69L70 180H71V182L69 181V179L67 180L66 178H68V177H71L70 176ZM108 170V169H107ZM122 170V169H121ZM134 169H130V172H132ZM44 171V172H43ZM46 171H48V172H46ZM52 171H53V173H52ZM65 171V172H64ZM99 171V170H98ZM110 171H108V172H110ZM128 171H129V169H128ZM127 171V172H128ZM38 172V173H37ZM40 172V173H39ZM51 172V173H50ZM58 172V173H57ZM60 172H61V174H60ZM76 172H77V170H76ZM101 172V171H100ZM114 172V174H115V171H113ZM112 172V173H113ZM117 172H119V171H117ZM126 172V173H127ZM18 173V174H17ZM67 173V174H66ZM99 173V172H98ZM102 173V172H101ZM125 173V174H126ZM129 173V172H128ZM2 174H5V176H3ZM12 174V173H11ZM39 174V175H38ZM41 174V175H40ZM48 174V175H47ZM58 176H57V175ZM66 174V175H65ZM108 174V173H107ZM106 174V175H107ZM1 175L3 176V177H1ZM17 175H18V177H17ZM49 175H51V176H49ZM53 175H56L55 177L53 176ZM64 175V176H63ZM68 175V176H67ZM76 175H77V173H76ZM113 175V174H112ZM117 175V174H116ZM23 176V177H22ZM47 176H48V178H47ZM60 176V177H59ZM129 176V175H128ZM242 176V175H241ZM50 177H52V178H50ZM56 177H58L57 179H55ZM64 177H65V180H63L64 179ZM110 177V176H109ZM127 177V176H126ZM239 177V176H238ZM16 178H17V180H16ZM61 178H63L62 180H61ZM115 178V177H114ZM112 176H111V178H108V179H114ZM239 178H241V177H239ZM6 179H8V180H6ZM13 179H15V180H13ZM23 179V180H22ZM26 179V180H25ZM84 179V180H83ZM91 179H93V182H92V184H91ZM36 180H39V181H36ZM41 180V181H40ZM78 180V181H79ZM242 182H244L242 179H240ZM45 183H43V182ZM56 181H57V185H56ZM60 181V182H59ZM64 181H69L70 183H67V186H65V184L63 183ZM77 181V182H78ZM84 181V182H83ZM112 181V180H111ZM110 181V182H111ZM124 182H126V181H124ZM238 182H239V180H238ZM23 183V184H22ZM26 183H27V186H26ZM36 184V186L34 187V185L32 186L31 184ZM63 183V184H62ZM76 182H75V180L73 181V184H75ZM112 183V182H111ZM18 184H20L21 186L20 187H18ZM68 184H69V186H68ZM72 184V183H71ZM109 184V183H108ZM113 184V183H112ZM243 184V183H242ZM241 183L239 184L240 186L242 185ZM23 185V186H22ZM29 185V186H28ZM38 185V186H37ZM45 185H46V187H45ZM59 185L61 186V187H59ZM65 186V188H64V186ZM76 185H77V183H76ZM127 185V184H126ZM7 186V187H6ZM9 186H11V187H9ZM42 187V189H41V187ZM78 186H79V184H78ZM88 186V187H87ZM112 187H113V185H111ZM24 187H26V188H24ZM29 189H28V188ZM36 187H38V188H36ZM74 187H76V186H74ZM14 188V189H13ZM16 188H18V189H16ZM20 188V189H19ZM43 188H44V190H43ZM60 188V189H59ZM66 188H68L67 190H68V192H67V190H66ZM109 188V187H108ZM38 189V190H37ZM64 189V190H63ZM78 189H79V187H78ZM131 189V188H130ZM21 190V191H20ZM28 190V191H27ZM35 190V191H34ZM46 190H48V191H46ZM56 190V191H55ZM77 189H75V191H76ZM108 190V189H107ZM16 191V192H15ZM18 191H20L21 192V197H22V195H23V198H21L20 196H19V194H20V192H18ZM27 191V192H26ZM33 192L32 193V195H30L29 194V192ZM51 191V192H50ZM55 191V192H54ZM79 191V190H78ZM76 192L77 194H74L73 196H75L74 197V199H75V203L77 202L78 204H79V202L81 203V199H80V194H78L79 192ZM88 191V192H89ZM12 192L14 193V194H12ZM41 192V193H40ZM17 193H19L18 195H17ZM26 193V194H25ZM44 193H46V194H44ZM51 193H53V195H51ZM40 196H39V195ZM12 195H13V198H12ZM29 195V196H28ZM67 195V194H66ZM17 196H19L20 198H18ZM34 197V202H32L33 203V206H32V204H31V202H30V200L32 199L31 197ZM53 196H55V197H53ZM65 196V195H64ZM64 196H62V197H64ZM72 196V197H73ZM83 196V197H84ZM93 196V197H92ZM14 197H16V198H14ZM27 197V198H26ZM28 197H30L31 199H29ZM45 197H46V199H45ZM59 197V198H58ZM12 198V199H11ZM18 198V199H17ZM49 198V199H48ZM51 198V199H50ZM14 199V200H13ZM16 199V200H15ZM26 199H29V202H30V204H27L28 205V207H30L31 209L34 207V205L37 203V205H39V207L40 208H38L36 205V207L38 208V209H40V210H43L42 212H41V214H40V212L39 213H37V214H40L39 216L38 215H36V213H35V211L33 210V213L34 214H32V210L30 211L29 210V208H25V207H27L25 204L28 202V200H27V202L26 201H23V200H26ZM45 199V200H44ZM56 199V200H57ZM64 199H65V197H64ZM69 199V198H68ZM73 199V200H74ZM87 199V198H86ZM10 200V201H9ZM20 200V201H19ZM42 200H43V202H42ZM47 200V201H46ZM56 200H54V201H56ZM61 200V199H60ZM62 200H63V198H62ZM82 200H83V198H82ZM15 201V202H14ZM31 201H33V199L31 200ZM63 201H65V200H63ZM69 201H72V199L71 200H68V202H67V204L69 203ZM86 200H84V202H85ZM13 202V203H12ZM20 202V204H18ZM23 202H25V204H23ZM39 202V203H38ZM41 202V203H40ZM46 202H48V203H46ZM60 202V201H59ZM66 202V201H65ZM22 203V204H21ZM35 203V204H34ZM45 203H46V205H45ZM61 203V202H60ZM76 203V204H77ZM2 204V205H1ZM13 204H14V206H13ZM59 204V203H58ZM63 204V203H62ZM82 204V206H84L83 204L84 203H81ZM86 204H87V202H86ZM25 205V206H24ZM30 205V206H29ZM45 206V208L47 207V210L45 209V208H43L44 206ZM15 206H18V208H16ZM42 206V207H41ZM65 206H67V205H65ZM79 206V205H78ZM78 206L76 207V209L78 208ZM20 207V208H19ZM35 207V208H36ZM37 208L35 209V210H37ZM43 208V209H42ZM54 208V207H53ZM56 208H58V209H60V210H63V211H65L66 213H67V209H65V208H63V207H61V206H56ZM73 208H75V204H73ZM25 209H26V211H25ZM29 210V213L30 214H32V216L33 217H31V215H27V213L26 212H28V210ZM69 209V208H68ZM39 210V211H40ZM55 210H57V209H55ZM77 210H79V208L77 209ZM77 210H75V212L77 211ZM21 211V214L19 215L21 218H22V215H24V214H26L27 216H29V217H31V219H29L28 220V218L29 217H27V221H28V223H27V221H26V224L25 223H23V221L17 216L18 214H19V212ZM45 211H47L46 213H45ZM52 211V210H51ZM54 212V211H53ZM59 212V211H58ZM57 212V213H58ZM18 213V214H17ZM28 213V214H29ZM76 213H78V212H76ZM70 213L68 212V215H69ZM53 215H54V213H53ZM53 215H51V216H53ZM66 215V214H65ZM41 216L39 217L40 219H41ZM46 216V215H45ZM50 216V215H49ZM55 216V215H54ZM53 216V217H54ZM25 216H23V218H24V220H25V218H26ZM43 218H44V215L42 216ZM56 217V216H55ZM68 217V216H67ZM22 218V219H23ZM46 219H47V217H45ZM50 218H52V217H50ZM49 217H48V223H49V221L51 220ZM58 218H60V217H58ZM35 220V221H36ZM58 220V219H57ZM21 221H22V223H21ZM31 221H33V220H31ZM39 221H43V220H39ZM45 221V220H44ZM55 221H56V219H55ZM62 221V220H61ZM64 221V220H63ZM62 221V222H63ZM25 222V221H24ZM34 222V221H33ZM32 222V223H33ZM38 221H36L35 222V224L37 223ZM52 222H54V218H53V221ZM67 222V221H66ZM31 222H30V224H32ZM41 223H43V222H41ZM41 223L39 224V223H37V224H39L38 226L39 227H37L36 225V227L38 228V230H39V228L41 229V227H40V225H41ZM51 223V222H50ZM56 223V222H55ZM64 223V222H63ZM2 224V223H1ZM3 224H4V222H3ZM21 224V225H20ZM23 224V225H22ZM45 225L47 224L46 223V221H45V223H44ZM52 225H53V223H51ZM43 225V224H42ZM45 225H44V227H45ZM50 225V224H49ZM49 225H48V227H49ZM56 225V224H55ZM5 226V225H4ZM4 226L3 227H1V228H4ZM32 226H34V224L32 225ZM47 226V225H46ZM57 226V225H56ZM59 226V225H58ZM62 226V224L59 226V227H61ZM63 226H65V225H63ZM11 227V226H10ZM29 227V226H28ZM27 227V228H28ZM31 227V226H30ZM50 227H52V226H50ZM66 227V226H65ZM8 228V227H7ZM26 227H24V229H25ZM33 228V227H32ZM55 228V227H54ZM30 228H28V230H29ZM33 229H35V227L33 228ZM44 229V228H43ZM47 229V228H46ZM45 229V230H46ZM31 230V229H30ZM48 230V229H47ZM58 230H59V228H58ZM43 232H45L44 230H42ZM37 232V231H36ZM52 232V231H51ZM58 232V231H57ZM34 233V232H33ZM32 233V234H33ZM39 234V233H38ZM41 234L42 233H40V235H38L39 237L41 236ZM43 235H44V233H43ZM50 235V234H49ZM59 235V234H58ZM37 236V235H36ZM46 236V235H45ZM205 236V235H204ZM204 236H202V238L204 237ZM44 237V236H43ZM47 237V236H46ZM61 237V236H60ZM36 238V237H35ZM64 238V237H63ZM205 238V237H204ZM203 238V239H204ZM31 239V238H30ZM33 239H34V237H33ZM200 240H202L201 238H200ZM206 240V239H205ZM31 241V240H30ZM38 241V240H37ZM63 241H64V239H63ZM197 241V240H196ZM33 242H35V241H33ZM39 242V241H38ZM191 242V241H190ZM205 242V241H204ZM65 244V243H64ZM188 244V243H187ZM196 244V246H197V243H194V245ZM175 245L176 244H173V242H170V243H168V245H162V247H163V252H162V254H164V255H166L165 257L162 255V257H163V259L162 260H164V259H166L165 261H166V263L167 264H170L172 261H173V259H174V261L173 262H175L179 257V251L178 250H180V248L179 247H175ZM191 245H193V244H191ZM177 246V245H176ZM188 246V245H187ZM196 246H195V248H196ZM185 247V246H184ZM176 248V249H175ZM178 248V249H177ZM193 248V247H192ZM191 248V249H192ZM185 249H187L186 247H185ZM193 250V249H192ZM18 252H19V250H17ZM187 251V250H186ZM14 252H16V251H14ZM17 252V253H18ZM183 252V251H182ZM189 252V251H188ZM30 253V252H29ZM34 253H36V252H34ZM33 253V254H34ZM41 253V252H40ZM39 253V254H40ZM45 253V252H44ZM60 253H62V252H60ZM63 253H66V252H63ZM186 253V252H185ZM191 253H192V251H191ZM14 253H13V251L12 252H10V254H8V252H6V248L4 249V248H0V264H25L24 262V260H23V258H21V257H16L15 258V256L13 255ZM19 254H20V252H19ZM190 254V253H189ZM16 255V254H15ZM31 255V254H30ZM35 255V254H34ZM62 255V254H61ZM67 255V254H66ZM187 255V254H186ZM191 255V254H190ZM17 256H19V255H17ZM24 256V255H23ZM28 256H29V254H28ZM31 257V256H30ZM39 257V256H38ZM66 257V256H65ZM161 257V258H162ZM190 257V256H189ZM36 258V257H35ZM186 258H187V256H186ZM192 258H195L194 256L192 257ZM33 260V259H32ZM62 260H64V258L62 259ZM193 260V259H192ZM29 261V260H28ZM31 261V260H30ZM191 261V260H190ZM189 261V262H190ZM194 262L196 261V259H194L193 260ZM193 261H191V262H193ZM36 262V261H35ZM37 262L39 263V261L37 260ZM36 262V263H37ZM161 262V261H160ZM193 262V264H196V262L194 263ZM33 263H34V261H33ZM164 263V262H163ZM27 264V263H26ZM30 264H31V262H30ZM162 264V263H161ZM192 264V263H191Z\"/></svg>",
    "mask_w": 264,
    "mask_h": 264
}]
</instances>
